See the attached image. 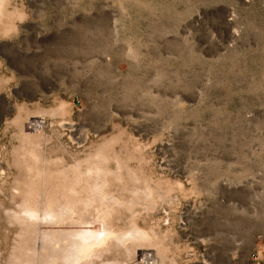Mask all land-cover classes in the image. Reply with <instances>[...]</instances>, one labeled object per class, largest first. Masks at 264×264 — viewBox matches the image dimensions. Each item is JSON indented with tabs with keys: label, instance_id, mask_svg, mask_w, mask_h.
Instances as JSON below:
<instances>
[{
	"label": "rangeland",
	"instance_id": "obj_1",
	"mask_svg": "<svg viewBox=\"0 0 264 264\" xmlns=\"http://www.w3.org/2000/svg\"><path fill=\"white\" fill-rule=\"evenodd\" d=\"M93 180L72 264H264V0H0V264Z\"/></svg>",
	"mask_w": 264,
	"mask_h": 264
},
{
	"label": "bare ground",
	"instance_id": "obj_2",
	"mask_svg": "<svg viewBox=\"0 0 264 264\" xmlns=\"http://www.w3.org/2000/svg\"><path fill=\"white\" fill-rule=\"evenodd\" d=\"M139 195L141 194H132L133 197ZM115 201L111 191L100 188L96 180H93L83 195L73 194L64 199L61 197L51 205L47 203L42 204L41 207L28 205V201L24 200L19 206V212L9 213L10 218L16 219L23 229L20 247L12 264H65V262L72 264L78 261L82 255L91 253L94 245L101 242L104 244L108 235L106 232L111 231L107 227L104 217L110 214L109 210ZM96 207H100L104 211L98 213ZM74 213L77 214V217H74ZM94 220L103 225L102 232L93 233L92 229L85 226L89 224L91 226ZM63 221L77 227L59 230L41 229L42 225L39 226V224L52 225L56 223L58 225ZM135 231V229L124 231L120 234L121 236L116 235L115 245L123 246L124 240L134 238L132 236L135 235ZM136 232L142 235L139 230ZM27 243H30L31 247ZM107 264H122V262L113 260Z\"/></svg>",
	"mask_w": 264,
	"mask_h": 264
}]
</instances>
